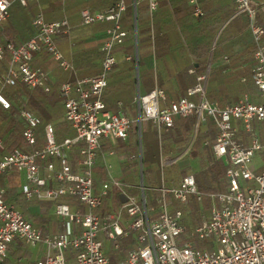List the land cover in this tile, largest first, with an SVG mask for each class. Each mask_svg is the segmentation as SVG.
I'll use <instances>...</instances> for the list:
<instances>
[{"label":"built area","instance_id":"2783aa9c","mask_svg":"<svg viewBox=\"0 0 264 264\" xmlns=\"http://www.w3.org/2000/svg\"><path fill=\"white\" fill-rule=\"evenodd\" d=\"M17 1L26 6L31 0ZM235 1L237 13L249 14L253 38L258 44L254 54L258 100L246 93L236 103L224 107L211 102L207 96V70L187 95L178 99L167 101L165 90L159 86L144 94L137 90L136 118L121 101L116 110L109 109L104 98L109 73L117 61V48L136 39V26L133 33L120 26L126 2L120 0L96 11L82 9L84 25L96 21L115 24L107 29L108 39L101 47L105 56L100 72L64 80L59 85L63 118L71 124L74 136L59 141L55 125L50 122L44 127L45 142L41 147H15L10 152L0 137V174L16 171L22 194L27 200L36 198L40 203H50V207L41 206L39 210L43 214L53 210L56 221L37 224L29 219L14 201L5 197L6 188L0 185V264H6L10 245L16 241L36 248L35 264H111L110 254L121 251L124 245L128 249L117 260L120 264H264V25L258 22L259 9L264 4L260 0ZM11 3L0 0V26L9 15ZM149 3L151 11L158 6V0ZM192 3L194 15L201 16L203 10L197 0ZM33 25L34 33L25 43H0V105L6 109L11 107L4 93L8 87L22 84L28 90L41 88L45 93L52 92L51 72L33 65L36 53L47 51L64 71L74 72V65L55 40L60 35L71 38L73 28L69 19L47 21L39 12ZM20 112L26 122L23 136L27 145L33 146L41 119L28 109L21 108ZM176 115L194 116V130L178 153H166L161 148L159 188L145 186L142 158L139 165L97 183L95 168L106 139L127 140L133 130L142 143L151 124L162 143ZM209 122L216 128V136L205 144L213 153V162H224L228 187L226 191L209 194V215H203L202 223L188 228L183 209L175 207L168 195L185 206L202 202L197 176L186 172L178 181L171 179L167 184L165 169L184 167L181 160L192 151L201 126ZM114 154L113 150L109 152ZM105 157L106 154L104 161L110 170L113 163ZM135 173L142 177L139 185L126 181ZM136 188L138 193L132 192ZM149 188L156 193L150 195ZM121 194L127 197L125 202L121 201ZM66 197L77 198L85 209L65 200ZM21 261L18 258L11 264H22Z\"/></svg>","mask_w":264,"mask_h":264},{"label":"trees","instance_id":"16d2710c","mask_svg":"<svg viewBox=\"0 0 264 264\" xmlns=\"http://www.w3.org/2000/svg\"><path fill=\"white\" fill-rule=\"evenodd\" d=\"M118 1L120 0H31L28 5L23 6L17 0H11L9 15L0 26V43L3 45L14 43L16 46L25 43L34 33L33 21L39 11L43 12L47 21L67 17L73 28L71 38L60 35L55 40L64 56L74 65V72L64 71L49 52L40 51L34 55L33 65L51 69L56 75L57 83H52V92L45 93L41 88L28 90L22 84L5 89L4 93L11 101V107L6 109L0 105V137L7 152L15 147L29 150L41 147L45 142L44 127L50 122H56L55 134L59 141L66 136H74L71 124L63 120L64 105L58 94V86L64 80H75L86 70L89 71L88 74L99 71L96 62L105 56L101 47L108 39L107 29L115 24L114 21H96L92 25H84L81 11L84 8L96 11L115 5ZM260 1L264 4V0ZM125 2L126 16L120 20V26L121 29L133 32L136 25L138 49L133 40L117 48V61L109 73V83L104 94L106 102L108 97L122 99L134 92L135 78L131 67L134 62L136 63V51L139 57L141 93L151 91L157 81L165 90L167 101L186 96L188 89L197 83V78L206 73L211 55L207 92L210 101L224 107L236 103L247 92L253 95L258 92L254 82L256 63L254 54L258 44L253 38L249 14L237 13L235 0H197L203 10V14L198 17L194 15L195 4L192 0H158V6L153 11L150 10L149 0H137L136 15L134 1ZM258 16V22L264 25L262 6ZM71 41L77 47L73 53L70 51ZM261 43L264 44V35ZM121 51L123 59L118 57ZM127 56L132 57L127 59ZM8 59L9 53L6 61ZM244 77L245 81L242 80ZM21 108L34 112L41 119V124L37 128V142L33 146L27 145L23 136L26 122L21 117ZM194 125V116L176 115L172 129L166 133L164 143L166 151L182 146L190 138ZM204 140L205 137L200 135L195 141L194 156L199 155L204 164L208 162L205 171L202 170L198 175V185L203 194L202 202L210 210L209 194L226 191L228 184L225 179L226 166L220 160L213 162L203 145ZM130 145L132 144L129 140L118 141L120 149L125 147L129 149ZM116 147L109 139L105 140L95 168L97 183L108 177L104 153ZM136 149L134 144L129 149L130 153H134ZM149 161L144 160L145 183L151 186L157 182L151 175V163L155 169H158V165L157 161L156 163L153 160ZM0 185L6 188L5 197L14 201L29 219L36 223L49 221L45 216L35 215L33 209L41 206L50 207L51 204L40 203L36 198L27 200L20 191L16 171L0 174ZM65 200L85 209L75 197H66ZM168 200L175 207L187 212L188 207L173 199L172 195H168ZM194 219L193 224L202 223L200 217ZM9 249L6 264H11L21 257L25 258L28 264H35L31 261L30 251L25 250L21 242L11 244ZM121 251H126V246ZM121 251H113L110 254L111 264L118 260Z\"/></svg>","mask_w":264,"mask_h":264},{"label":"crops","instance_id":"0c3cea01","mask_svg":"<svg viewBox=\"0 0 264 264\" xmlns=\"http://www.w3.org/2000/svg\"><path fill=\"white\" fill-rule=\"evenodd\" d=\"M134 1V0H133ZM104 9V8H103ZM263 9H264V6H263ZM99 10H101V9H99ZM39 12H42V11H39ZM38 12V13H39ZM43 13V12H42ZM126 16V12L124 13V17ZM136 26V25H135ZM72 40V39H71ZM130 40H128L127 42H129ZM72 42V41H71ZM135 42V41H134ZM72 44H73V42H72ZM76 46L74 45V46H72L71 45V48H70V51L73 53L75 50H76ZM61 50V49H60ZM138 52V51H137ZM212 52H213V49H212ZM211 52V53H212ZM137 54V53H136ZM135 54V55H136ZM135 59H136V56H135ZM227 60H228V58H227ZM211 61H212V55H211V57H210V61H209V64H208V66H207V70H209V73H210V70H211ZM100 63H101V60L100 61H97L96 62V64H97V68H99V71L98 72H100V70H101V66H100ZM47 70H49L50 72H51V74H52V80H53V82L52 83H57V77H56V75L55 74H53V72H52V70L51 69H47ZM207 70H206V72H207ZM98 72H96V73H98ZM135 72H136V78H135V80H136V82H135V90H134V92H132L130 95H129V97H127V98H120V99H116V98H110V97H108V101L106 102L107 103V105H108V107H109V109H111V110H116L117 109V103L119 102V101H121L123 104H124V106H125V109L128 111V113L129 114H131L130 113V109H129V107H128V105L130 106L131 104H132V107H133V103H134V97H135V95L137 94V90H138V87H137V64H136V66H135ZM191 72H192V70H191ZM89 73V71L88 70H86V72H83V74L81 75V76H79V77H86V76H89V75H93V74H96V73H91V74H88ZM139 76H140V72H139ZM139 79H140V77H139ZM242 80L243 81H245L246 80V78L244 77V78H242ZM52 83H51V85H52ZM61 83V82H60ZM60 85V84H59ZM157 86H159L158 85V83H157V81H155V86H154V88L155 87H157ZM160 87V86H159ZM58 88H59V86H58ZM153 88V89H154ZM140 91H141V87H140ZM135 93V95H134V97H133V101L131 102V96H133V94ZM247 93H249V92H247ZM258 93V92H257ZM257 93L256 94H251V93H249V94H251L252 96H253V98H257ZM142 94H144V93H142ZM246 94V93H245ZM244 94V95H245ZM243 95V96H244ZM242 96V97H243ZM258 100V99H257ZM106 101V100H105ZM212 102V101H211ZM213 103H215V102H213ZM128 104V105H127ZM215 104H217V103H215ZM218 105V104H217ZM133 110H134V108H133ZM63 120H64V118H63ZM51 123H53L54 125H55V123L56 122H51ZM148 128H149V125H148V127H147V130H148ZM194 130V129H193ZM147 132V131H146ZM152 132H153V134H154V137H155V141L157 142V145H158V150H161V148H162V150L164 151V152H166V153H178L180 150H181V148L189 141V139L182 145V146H179L178 148H171V149H169V151H166V148H165V146H164V143H165V137H166V134L163 136V139H162V143H160V140H159V138H158V136H157V133H156V131H154V129L152 128ZM145 133V132H144ZM193 133V132H192ZM192 135V134H191ZM200 135H203L204 137H205V140H204V143H203V145L206 147V149L208 150V153H209V155H210V157H212V160L214 159V157H213V153H212V151H211V149H210V147L208 146V145H206L205 144V142H206V140H208V139H213V138H215V136H216V128L214 127V125L211 123V122H209L208 123V125H202L201 126V128H200V132L198 133V137L200 136ZM191 137V136H190ZM197 137V138H198ZM129 139H127V140H129V143L131 142V144L132 145H130V147H133L134 146V144H136V151L135 152H140V150L142 151L143 149H142V146L144 145V147L145 148H147V151H148V146L144 143V134H143V138H142V143L140 142V140H139V138H138V136L136 135V133L132 130L131 132H130V134H129V137H128ZM107 140V139H106ZM110 140V139H109ZM127 140H124V141H127ZM197 140V139H196ZM111 142H112V144L116 147V148H112L110 151H115V153L117 152V151H120V152H122V151H124V152H126V153H130V147H129V149H128V147H125V148H123V149H120V147H118V141H122V140H118V141H115V142H113L112 140H110ZM196 143V142H195ZM195 143H194V146H193V148H192V151L190 152V154H188L184 159H182L181 160V164L184 166V167H180V165H177V166H174V167H169V168H167V169H165V171H166V173H165V177H166V181H167V184H170L169 183V181L171 180V179H174L175 181H178L179 179H180V177L184 174V173H186V172H194L195 174H196V176H197V182H198V175L201 173V171L203 170V171H205V168H207L208 167V165H206V164H208V162L206 163V164H204L202 161H201V158H200V156L199 155H196V156H194V150H195ZM160 144H162V147L160 146ZM110 151H108V152H106V153H104V154H106V159H107V161L108 162H111L110 160H111V155H109V152ZM134 152V153H135ZM131 153H133V152H131ZM196 158H198L200 161H201V163L203 164L202 165V169H200V170H198L197 172L196 171H194L193 170V167H194V165H195V159ZM137 160V159H136ZM220 161H222V160H220ZM137 162V161H136ZM223 162V161H222ZM104 163H105V161H104ZM113 163V162H112ZM224 163V162H223ZM140 163L139 162H137L136 164H130V165H133L132 167H135V166H137V165H139ZM143 164H144V184H145V186H147L148 187V185L145 183V170H146V166H145V163L143 162ZM209 164H211V163H209ZM105 166H106V164H105ZM113 167H114V163H113ZM112 167V168H113ZM111 168V169H112ZM106 169H107V167H106ZM111 169L110 170H108L107 169V173H108V177L107 178H109L110 177V175H113L112 173H111ZM123 173V172H122ZM140 173V172H139ZM139 173H135L134 175H132V178H133V180L134 181H132V183H134L135 185H139V184H141V180H142V177H140V174ZM119 175V174H118ZM96 177H97V174H96ZM107 178H104V179H107ZM157 179H159V178H157ZM103 180V179H102ZM102 180H100L99 182H101ZM21 182V180H20V178H19V183ZM98 182V183H99ZM149 191V194H150V190H148ZM132 192H134V193H138V189L136 188V189H133L132 190ZM196 203V202H195ZM195 203H192V204H195ZM192 204H190V205H192ZM190 205H186L187 207H189ZM185 206V205H184ZM191 212V210H189L188 209V211H187V213H190ZM41 213V212H40ZM184 213H186V212H184ZM43 214V213H42ZM44 215V214H43ZM185 218V217H184ZM46 223V222H45ZM37 224H42V223H37ZM200 224V223H199ZM195 225H197V224H195ZM187 226V225H186ZM188 228H190L191 226H187ZM16 242H18V241H16ZM16 242H14L13 244H15ZM12 244V245H13ZM124 246H126V251H121L120 253H123V255H125L126 253H127V249H128V246L127 245H124ZM123 246V247H124ZM120 256H122V255H119V257L117 258V259H119L120 258ZM22 258V257H21Z\"/></svg>","mask_w":264,"mask_h":264},{"label":"rangeland","instance_id":"374dc122","mask_svg":"<svg viewBox=\"0 0 264 264\" xmlns=\"http://www.w3.org/2000/svg\"><path fill=\"white\" fill-rule=\"evenodd\" d=\"M118 57H119V59L124 58L122 51L118 54ZM135 66H136V63L134 62L132 64V67H131L133 74H134V78H136ZM135 82H136V80H135ZM134 95H135V93L133 94V96H131V102L133 101L132 99H133ZM254 100H257V98L255 97ZM128 107L130 109L129 111H130L132 117L136 118L137 112H138L137 104L133 103V107H132V104L130 106L128 105ZM133 108H134V110H133ZM144 143L148 146V151H147V148H145L146 146L144 147V145H143L142 146L143 152L141 155H140V152H138V151L135 153H126L124 151H122V152L117 151L114 155H111L112 157H111L110 161L114 163V167L111 169V173L113 175L121 174L122 172H125L127 169H129L131 166H133L130 164H136L137 162L140 161L141 158L143 159L142 160L143 162L146 159H148V161L153 160L155 163L157 161L158 169H155L154 165H152V163H151V168H152L151 175L154 177L155 181H157V182H155V184H152L151 187L152 188H159L162 185L161 175H160L161 169H160V163H159L160 150H158V145H157V142L155 141V137H154V134L152 132V125L151 124H150L147 132L144 133ZM195 161L196 162H195V165L193 167V170L197 172L198 170L202 169L203 164L201 163V161L198 158H196ZM256 161L258 162V160H256ZM149 165H147V167ZM157 178H159V179H157ZM126 181L132 182L134 180L131 176V177L127 178ZM148 187H150V186H148ZM148 190H150V188ZM155 193H156L155 190H153V189L150 190V195L155 194ZM194 199H195V196H194ZM188 209L191 210L192 212H190V213L186 212L185 213L184 224L187 226L195 225V224H193L194 223L193 219L195 217L196 218L200 217L201 220L203 221V215L208 216L210 213V210L205 207L203 202H197L196 201V203L190 205L188 207ZM33 213L35 215L40 214L43 217L45 216L47 219H49V221H46V222L56 221V216L54 215L53 210H51L48 213L43 215L42 213H40L39 208L35 207L33 209ZM43 223H45V222H43ZM24 249L30 251L31 261L35 262L36 258L38 256V252L36 251V248L25 246ZM119 254L123 255V253H119ZM21 262H22V264H28V261L25 258H22ZM113 264H120V263L116 260L115 263H113Z\"/></svg>","mask_w":264,"mask_h":264},{"label":"water","instance_id":"95a60500","mask_svg":"<svg viewBox=\"0 0 264 264\" xmlns=\"http://www.w3.org/2000/svg\"><path fill=\"white\" fill-rule=\"evenodd\" d=\"M134 8H135V15L137 13V0L134 1ZM136 39H135V45H136V49H138V36H137V28H136ZM136 64H137V87L138 90H140V79H139V57H138V52L136 51ZM120 199L122 202H125L127 197L124 194L120 195Z\"/></svg>","mask_w":264,"mask_h":264}]
</instances>
